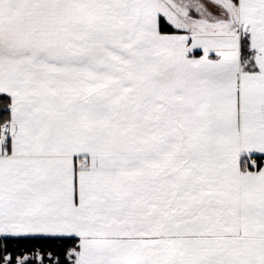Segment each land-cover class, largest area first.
Masks as SVG:
<instances>
[{
    "label": "snow or ice",
    "instance_id": "6c2138e0",
    "mask_svg": "<svg viewBox=\"0 0 264 264\" xmlns=\"http://www.w3.org/2000/svg\"><path fill=\"white\" fill-rule=\"evenodd\" d=\"M0 264H264V0H0Z\"/></svg>",
    "mask_w": 264,
    "mask_h": 264
}]
</instances>
